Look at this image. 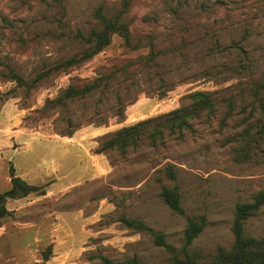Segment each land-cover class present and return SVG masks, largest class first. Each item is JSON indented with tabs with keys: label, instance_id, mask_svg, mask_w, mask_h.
Returning a JSON list of instances; mask_svg holds the SVG:
<instances>
[{
	"label": "rangeland",
	"instance_id": "1",
	"mask_svg": "<svg viewBox=\"0 0 264 264\" xmlns=\"http://www.w3.org/2000/svg\"><path fill=\"white\" fill-rule=\"evenodd\" d=\"M98 8L125 22L130 44L115 32L90 58L62 66L85 50L76 33L98 27ZM111 70L107 84L48 103ZM254 82L264 84V0H0V192L11 168L45 188L6 200L0 264H173L191 216L206 224L188 252L210 258L229 247L236 204L264 191V137L244 136L259 117L243 89ZM198 90L218 101L210 119L181 136L164 132L163 144L143 136L125 151H99L123 126L188 107ZM163 185L177 187L183 214L163 201ZM122 216L162 233L173 251ZM244 227L264 235V204Z\"/></svg>",
	"mask_w": 264,
	"mask_h": 264
},
{
	"label": "trees",
	"instance_id": "2",
	"mask_svg": "<svg viewBox=\"0 0 264 264\" xmlns=\"http://www.w3.org/2000/svg\"><path fill=\"white\" fill-rule=\"evenodd\" d=\"M96 17L98 19V27L93 28L86 34L77 31L76 36L79 41L85 46V50L81 54H76L64 61L62 66H68L79 63L93 56L102 48L107 46L110 42L111 35L115 32L122 34L126 44H130L128 26L119 18H108L101 8L96 10ZM127 65H123L121 69L126 70ZM116 71L111 70L104 73L92 82L82 84H71L63 93L56 99L48 101V103L59 102L66 105L68 99H73L75 96H83L91 92L102 83L107 84L113 78ZM264 84L256 82L249 83L243 89H248L253 94L259 105V117L256 121V131L251 134L250 130L245 131L244 136L249 137L248 144L254 140L259 141V138L264 137V98L260 94V90ZM242 89V90H243ZM241 91V88H239ZM192 100L188 107H181L173 109L167 113L161 114L152 119H146L141 122L129 126H123L117 131L113 132L108 138L101 143L99 151L114 148L125 151L129 146H136L139 140L144 136L149 140V143L156 146L163 144L164 132L168 134H176L181 136L182 132L191 126V121L198 118L210 119L215 114L217 108V100L211 93L205 91H194L190 95ZM225 101L231 109L232 99L226 97ZM118 107V112H120ZM252 113V112H250ZM229 111L225 113L228 116ZM165 173L170 179L175 178L174 166L169 164L165 167ZM10 187L0 192V218L9 216L11 211L5 206L7 199H15L26 196L31 192L37 194H44L45 188L42 185H35L26 182L20 176L14 173L13 168L9 171ZM160 195L163 201L169 207L178 213L183 214L184 210L180 204V195L177 187L165 186L161 187ZM264 204V191H259L254 195L251 202L238 203L235 206L232 233L233 241L229 247L219 246L216 252L210 258H203L199 253H190L187 247L191 244L198 233L206 224L204 216H191L187 218V224L184 229V254L182 257H177L174 253L172 256L173 264H264V235L256 237L245 232L246 220L256 215L261 206ZM121 221L129 228L143 230L148 232L158 245H162L171 251L173 247L168 244L163 234L155 231L143 221L138 219H130L125 216L121 217ZM105 264H144L137 256L127 258L121 261H112L105 256L101 257Z\"/></svg>",
	"mask_w": 264,
	"mask_h": 264
}]
</instances>
